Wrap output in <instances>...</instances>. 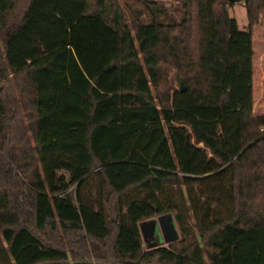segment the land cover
Instances as JSON below:
<instances>
[{
	"label": "trees",
	"instance_id": "1",
	"mask_svg": "<svg viewBox=\"0 0 264 264\" xmlns=\"http://www.w3.org/2000/svg\"><path fill=\"white\" fill-rule=\"evenodd\" d=\"M178 2L130 29L104 0H0V264H264V0L245 31L228 0ZM165 213L179 239L143 250Z\"/></svg>",
	"mask_w": 264,
	"mask_h": 264
},
{
	"label": "rangeland",
	"instance_id": "2",
	"mask_svg": "<svg viewBox=\"0 0 264 264\" xmlns=\"http://www.w3.org/2000/svg\"><path fill=\"white\" fill-rule=\"evenodd\" d=\"M90 1L94 4L96 0ZM144 1L145 0H104V5L109 9L111 8V11L118 9V11L121 12L127 26L130 29H133L136 21H147L148 10ZM149 1H153L157 5H164L170 14H177L176 9L179 5L178 0H147V2ZM228 12L229 15L236 20L239 30L245 31L247 27L245 6L242 3L229 4ZM259 19L260 23L253 29V46L255 47L253 61V111L256 115H264V73L262 72L264 71V56L261 55L262 50H260L262 45V32L264 31V12L259 15ZM161 79L162 80L158 88V92L159 94H162V98L166 97L167 99H170L173 91L179 90L180 83H183L177 79L175 70L168 67L165 69ZM183 86H185L186 89V85L184 83ZM153 93L154 101L157 102V94H155V92ZM172 217L173 216L171 213H165L150 219H155L158 221L159 219L162 220L165 218L166 220H170ZM150 219L142 220L139 223L143 250L155 246H169L172 242H176L179 239L177 237L173 241H167L161 231H149L145 224ZM180 247L181 246L178 244L175 245V248L177 249H180Z\"/></svg>",
	"mask_w": 264,
	"mask_h": 264
},
{
	"label": "water",
	"instance_id": "3",
	"mask_svg": "<svg viewBox=\"0 0 264 264\" xmlns=\"http://www.w3.org/2000/svg\"><path fill=\"white\" fill-rule=\"evenodd\" d=\"M229 3H242L244 6L248 3V0H228ZM185 86L183 83H180V90H184ZM173 217L170 220H166L165 218L162 220L150 219L147 221L146 228L150 231L159 230L163 233L164 237L167 241H173L178 237L177 228L174 222Z\"/></svg>",
	"mask_w": 264,
	"mask_h": 264
},
{
	"label": "crops",
	"instance_id": "4",
	"mask_svg": "<svg viewBox=\"0 0 264 264\" xmlns=\"http://www.w3.org/2000/svg\"><path fill=\"white\" fill-rule=\"evenodd\" d=\"M261 43H262V45L260 47V50L263 51L264 50V31L262 32V41H261ZM253 48H254V52H255V47L253 46ZM262 51H261V55L264 56V51L263 52ZM253 61H254V57H253ZM262 72L264 73V71H262ZM253 114H255L254 111H253Z\"/></svg>",
	"mask_w": 264,
	"mask_h": 264
}]
</instances>
